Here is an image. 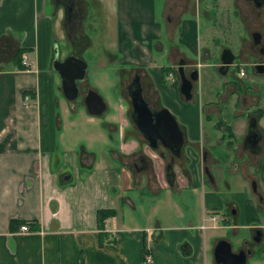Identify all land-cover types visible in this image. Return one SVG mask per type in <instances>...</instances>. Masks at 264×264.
Returning a JSON list of instances; mask_svg holds the SVG:
<instances>
[{
  "label": "crops",
  "instance_id": "crops-1",
  "mask_svg": "<svg viewBox=\"0 0 264 264\" xmlns=\"http://www.w3.org/2000/svg\"><path fill=\"white\" fill-rule=\"evenodd\" d=\"M89 1L0 0V264H218L213 249L226 238L216 230L245 227L254 235L255 229H264V73L254 69L255 61L264 64V38L257 45L245 40L239 61L234 62V55L231 64L241 68L250 60L255 77L242 80L234 73L229 77V69L218 72L224 78L215 95L196 99L199 68L211 64L218 71V48L231 43L211 34L217 28L232 32L230 10L208 14L207 25L198 7L168 14L164 4L158 13L157 0H99L105 15L116 19L114 50L105 53L115 67L107 72L102 67L107 61L99 64L101 74L112 76L109 100L102 98L115 111L108 110L99 138L82 144L78 119L86 112L65 98L52 63L74 54L60 52L70 47L62 26L68 22L71 29L70 18L81 16L82 29L91 14ZM20 49L21 58H16ZM182 60L185 73L198 72L190 100L179 91ZM126 71L139 75L149 107L167 108L184 133L173 186L167 181L139 186L135 174L128 176L114 162L118 157L123 163L124 152L138 141L127 134L129 124L121 115ZM88 115L91 123L95 116ZM252 116L260 134L257 152L243 144ZM110 143L121 150L114 159L104 152ZM101 155L107 164L97 166ZM158 159L153 161L161 167ZM134 167L141 171L148 165ZM99 209L114 210L103 229L97 226ZM212 213L226 219L199 229L204 215ZM22 224L28 225L27 233L20 232ZM100 233L106 241H100ZM254 237L249 245L256 243ZM145 251L152 255L151 263L143 262ZM256 257L262 260L264 253Z\"/></svg>",
  "mask_w": 264,
  "mask_h": 264
},
{
  "label": "rangeland",
  "instance_id": "rangeland-1",
  "mask_svg": "<svg viewBox=\"0 0 264 264\" xmlns=\"http://www.w3.org/2000/svg\"><path fill=\"white\" fill-rule=\"evenodd\" d=\"M90 6V13L87 14V20L86 23H84V26H82V29L79 27V20L81 19V16H74V18H70V21L73 22V26L71 29H69L70 24L66 22L65 25L62 26V29H65L66 32H64V37H66V40H70V47L68 44L63 47V50L61 54H67L70 55L71 53H74L73 55L77 56L78 58L84 59L87 63V73L86 76L77 81V87H78V95L75 100H72V104H75L76 108H83L86 113H84L85 116H80L78 119V126L80 125V134H79V141L82 142V144H87L89 139L92 138H99V132L101 130V122L105 120V116L108 114V110L110 112H114L112 106L109 105L106 107V110L102 113V115H98L93 117L92 122L90 123L86 116L89 117V113L86 110L85 104H84V97L88 90L94 89L97 91L105 100L108 99V92L111 90L109 88V81L108 78L111 79L112 76L108 74H101V66L99 64L104 63L106 60L105 53L106 51L112 52L114 50V44H115V35H116V19L115 16H107L103 12L102 4L99 0H91ZM162 4H164V8H166L168 14H171V12L177 13L179 9H182L185 6H193L198 7L201 11L204 10V16L207 17L206 20L208 21L207 25L211 24V17H208V14L212 12H218L222 9H229L230 14H232V32L227 31H220L218 28L216 31H211V34H216L218 38H220L222 41L231 43L227 44L226 47H228L235 55V61H239V52L241 51L240 48L245 47V44L243 43L245 40L246 43L249 45L252 44V33L259 32L264 38V5L262 7H256L252 1L250 0H157V9L158 13L162 9ZM77 7V13L79 15L80 11L78 10L79 5L76 4ZM218 7V8H215ZM202 15V13H201ZM219 26V25H218ZM210 28H212L210 26ZM83 30V33L86 35V39H81V32L79 31ZM215 30V29H211ZM234 31H236L234 35ZM215 36V35H213ZM61 40L58 41L62 47ZM225 44V43H224ZM243 44L242 47H240ZM59 45V44H58ZM85 46V47H84ZM84 47V49H83ZM255 51H257V48L259 46H255ZM243 48L242 50H244ZM219 54L215 55L216 57H219L221 54L220 48H218ZM257 55V52L255 54V57ZM245 57L249 58L248 54L245 53ZM245 66L241 65V68L244 67L245 71L247 72L244 77L239 76V70L240 67L232 66L229 67L228 76L230 77L232 73L237 78L243 79H252L255 77L253 74V67L252 62L250 60H247ZM256 63H260L259 61H255ZM102 67H105L107 69V72H109V69L114 68L115 66H112V64L108 61L105 64H102ZM220 65V64H219ZM237 65V64H236ZM100 67V68H99ZM200 70V78L196 82V85L194 87L195 89V98L196 99H207L212 98L216 91L218 90V86L223 80V76L219 75L217 68L213 67L211 64H207V66H204L202 68H199ZM98 71V72H97ZM112 74V73H111ZM189 73L186 72V75L188 76ZM121 84L122 87L120 89V96L122 97V120L129 124L128 129L126 130L127 134L132 136L134 134L138 141H135V144L132 145V147L129 146L130 151L124 152L125 154V160L122 163L120 159L115 157L118 154L121 153V150L119 146L113 145V143H110L108 145V151L105 149L104 152H108L109 156H113L115 164L121 167V169L128 175H136L135 176V182L139 183V181H142V183H139V186L141 184L150 182H153V184H166L167 182L165 180V166L167 163H169L171 158V153L169 150L163 148L161 145H158L156 149H151L148 146L147 141L143 137L142 133L137 129L135 124L132 121L131 113H132V107L130 104V99L128 97L127 89L126 87L130 84L134 77V71L132 72H122L121 76ZM97 79L96 82L94 79ZM105 79V80H104ZM98 86V87H97ZM118 89V88H117ZM116 89V92H117ZM119 90V89H118ZM106 97V98H105ZM106 100V102H107ZM230 101V102H229ZM228 101L229 104H232L233 98H231ZM119 114V112H118ZM102 119V120H101ZM106 122V121H105ZM85 128V129H83ZM98 132V134H97ZM124 136V135H123ZM101 142V140H100ZM98 145H102L99 143ZM103 147V146H102ZM132 148V149H131ZM102 149V148H101ZM100 149V150H101ZM99 150V149H98ZM97 149L94 151L95 153L99 154L100 152ZM163 152L164 157L161 158L159 156V153ZM183 149L178 158L174 159V162L176 159L180 160L183 154ZM115 154V155H114ZM144 156V158L148 161V167L147 169H143L141 171H136V168L134 167V163H137V167H140L141 163L138 161L139 156ZM159 158L161 160V167L155 166V162L153 159ZM158 159V160H159ZM108 158L104 155H101L98 160L96 161L97 166H104L107 164ZM109 163V162H108ZM256 166L259 164V160L256 162ZM123 165L122 166H120ZM255 167V166H254ZM118 168V169H119ZM173 169H174V163H173ZM137 183V184H138ZM151 184V183H150ZM149 184V185H150ZM152 185V184H151ZM223 187V185H221ZM264 214H260L263 216ZM221 226V223L218 224ZM256 230V229H255ZM261 234V240L260 242H252L250 245L247 243L250 240H253V232L252 230L246 229L245 227L239 228V230L236 229H230L226 227H222V229H218L215 231L219 236L225 237L226 240H228L231 245L234 252H238L239 249L247 247L251 249L252 256H248L247 263L246 264H264V258L262 260L257 261L256 256L261 255L264 253V229H260ZM212 254V250L210 252ZM256 260V261H255Z\"/></svg>",
  "mask_w": 264,
  "mask_h": 264
},
{
  "label": "water",
  "instance_id": "water-1",
  "mask_svg": "<svg viewBox=\"0 0 264 264\" xmlns=\"http://www.w3.org/2000/svg\"><path fill=\"white\" fill-rule=\"evenodd\" d=\"M256 7L264 5V0H250ZM254 44L261 42V34L254 32ZM55 54L58 55V49L55 47ZM234 61V54L228 48H224L220 54V66L218 72L225 74ZM182 60L178 65V75L180 79L179 91L185 100L192 98V82L197 80L198 72L192 70L187 76ZM53 69L60 77L61 90L65 98L72 101L78 95L77 81L83 79L86 71V62L83 59L73 55L63 60L55 59L52 63ZM257 73H264V64L262 62L254 65ZM132 113L131 118L137 129L142 133L148 143L149 148L156 149L158 145L169 150L171 158L165 166V178L170 186H173L175 180V172L173 169L174 159L178 158L184 146V133L181 130L175 116L165 107L158 110H152L142 94V85L140 77L135 74L130 84L127 86ZM84 104L90 115L98 116L106 110V102L102 96L90 89L84 97ZM260 140V134L257 128V118L252 116L249 119L248 131L244 138L243 144L245 148H249L252 152L259 151L257 146ZM159 156L164 157V153L160 152ZM142 168H146L148 161L144 156L139 158ZM68 177V176H67ZM66 177V178H67ZM252 189L257 194L256 183L252 182ZM261 200V196L259 197ZM261 231H257L254 237L256 242L261 240ZM251 254V250L241 249L238 252L232 251V246L226 239H220L214 246L213 256L218 264H246L247 255Z\"/></svg>",
  "mask_w": 264,
  "mask_h": 264
},
{
  "label": "built area",
  "instance_id": "built-area-1",
  "mask_svg": "<svg viewBox=\"0 0 264 264\" xmlns=\"http://www.w3.org/2000/svg\"><path fill=\"white\" fill-rule=\"evenodd\" d=\"M23 62L26 63L25 58H23ZM239 75L244 77L246 75V71L244 68H240L239 70ZM27 98V97H26ZM225 216L221 215V214H217V213H212V214H206L204 215L203 219H202V224L199 226V229H205L209 226L215 227L216 226V222L217 221H221V220H225ZM207 222H211L213 223L212 225H208ZM20 232H25L27 233L29 231L28 225L27 224H22L19 227ZM152 260V255L145 251L143 254V262L144 263H151Z\"/></svg>",
  "mask_w": 264,
  "mask_h": 264
},
{
  "label": "trees",
  "instance_id": "trees-1",
  "mask_svg": "<svg viewBox=\"0 0 264 264\" xmlns=\"http://www.w3.org/2000/svg\"><path fill=\"white\" fill-rule=\"evenodd\" d=\"M21 54H22V49L18 50V52L16 53V58H18V57L21 58ZM20 69H24V68L22 67ZM113 214H114V210L113 209H99L97 211V215H96L97 216V226H98V228L103 229L105 219H107L108 217H111ZM14 222H15V220L12 219L10 221V225H13ZM17 222H19V221H17ZM102 235H103V233H100L99 238H100L101 242H104L107 239H106V236H102ZM108 241L112 242L113 240L110 239Z\"/></svg>",
  "mask_w": 264,
  "mask_h": 264
},
{
  "label": "flooded vegetation",
  "instance_id": "flooded-vegetation-1",
  "mask_svg": "<svg viewBox=\"0 0 264 264\" xmlns=\"http://www.w3.org/2000/svg\"><path fill=\"white\" fill-rule=\"evenodd\" d=\"M67 8H70L68 5H67ZM142 156V155H141ZM141 156H139L138 157V161H139V158L141 157ZM141 163V162H140ZM134 166H136L137 167V163L135 162V164H134ZM140 167H142V163H141V165H140ZM259 229H256L255 230V234L253 235V236H257V231H258ZM261 231V230H260ZM262 233V232H261ZM241 249H244V250H247V249H249V248H247V247H244V248H241ZM241 249H239V250H241Z\"/></svg>",
  "mask_w": 264,
  "mask_h": 264
}]
</instances>
